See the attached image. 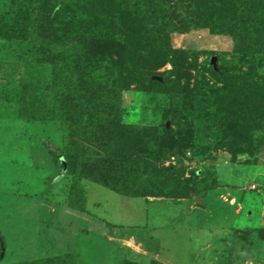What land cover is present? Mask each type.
Returning a JSON list of instances; mask_svg holds the SVG:
<instances>
[{"label": "rangeland", "instance_id": "rangeland-1", "mask_svg": "<svg viewBox=\"0 0 264 264\" xmlns=\"http://www.w3.org/2000/svg\"><path fill=\"white\" fill-rule=\"evenodd\" d=\"M8 2L0 0L1 16ZM88 2L98 3L97 13H72L80 28L64 39L76 44L86 73L99 68L96 81L106 83L96 88L119 107L110 122L106 113L96 117L98 137H74L83 147L69 163L60 124L25 122L11 105L19 90L28 98L60 71L40 62L26 39H0V264L60 254H75L71 264H264V144L257 149L251 134L260 123H241L243 134L236 123L226 128L214 102L229 100L235 77L264 86V29L253 26L258 36L243 52L221 22L183 33L169 25L168 41H157L143 27L156 13L164 23L172 0ZM251 6L264 8V0ZM119 8L130 13L125 26ZM181 12L172 18L182 26ZM255 107L232 111L241 120ZM73 177L81 212L67 205Z\"/></svg>", "mask_w": 264, "mask_h": 264}, {"label": "trees", "instance_id": "trees-1", "mask_svg": "<svg viewBox=\"0 0 264 264\" xmlns=\"http://www.w3.org/2000/svg\"><path fill=\"white\" fill-rule=\"evenodd\" d=\"M87 1L9 0V7H7L6 14L4 16L0 15V39H26L36 49L40 62L45 65H50L53 72L60 71L61 73L55 82L45 84L43 82L37 83L36 89L28 94V98L21 94V90L18 89L20 93H17V97L11 105H15L16 117L25 122L32 124L43 123V125L49 123L60 124L62 136L61 157L68 163L79 156L80 150L83 147L82 143H80L81 141L74 140V137L85 140H89L90 137H98L97 131H100L101 126L97 125L98 121L96 117L100 116L99 120L104 121L103 116L106 113L108 115L106 120L108 119V122H110V111L117 110V107H119L114 103V100H111L112 97L110 98L109 96V90L107 92L104 86L101 90L96 88V83L104 84L105 81H96V79H101L97 74L99 68L90 67V71L86 73L83 69L84 61L77 54L76 44L64 39L65 32L67 31L69 33L70 28L74 33L80 28L74 22L75 15L72 16V13L75 14L86 8L90 14L95 15L97 13L98 9L96 8L98 3L94 2L92 5L89 2L86 3ZM259 1L172 0L174 5L173 11H171L172 14H169L165 22L162 23L163 25L160 22L162 15L156 13L143 28L147 30V33L155 35L157 41L162 36H165L168 41L170 33L167 32L170 29L166 27L169 25L171 30L173 29L183 33L188 30L200 28H207L211 31L216 28L215 22H221V25L225 28L227 27L226 29L232 33L231 35L234 38L233 42L239 45L238 50L243 52V50L250 47L253 39L258 36L257 32L259 30L263 31L264 29V8L261 6H251L254 2ZM102 3H105V1H102ZM127 3L130 8L132 5H129L130 2ZM236 5L243 11L242 14L237 16L232 11ZM250 7H252L251 10ZM101 8L100 11L103 12L107 9V6L104 4ZM177 8L182 11L181 14L179 13L181 15L180 21L182 26L176 22V19L172 18L174 16L173 12ZM117 11L119 12L116 14V17L120 19L121 25L125 26L131 19L130 13H125L126 11L120 8ZM7 14L8 17L5 19V15ZM253 26H260L261 28L257 31V28H253ZM131 32L129 38L135 40L136 37L132 36L133 34ZM163 57H165L164 54ZM100 62H105V60ZM104 65L110 69L114 68L110 62H105ZM110 69L106 71H110L108 77L112 79L114 77V70ZM151 81L153 80L151 79ZM112 82L111 89L117 87L118 83L116 81ZM20 86L21 83L18 84V87ZM214 94L217 95L216 93ZM228 98L230 101L224 97L217 96L214 98V102L217 104L215 112L218 115L223 114L222 118L225 117V121L228 123L226 128H232L233 124L236 123L234 125L236 128L235 132H240L241 134L246 132L239 126L241 123L253 124L259 122L260 124H258L257 129H254L251 133L255 143L257 142V145H260L257 148L259 149L264 144V86L260 82L254 83L252 80L244 77H235L229 87ZM0 99H2L1 95ZM238 103L242 105L251 103L252 107L254 105L256 107L254 111L249 112L248 110L244 113V118L240 120L236 117L235 112L232 111V108L234 109ZM107 107H109V111H106L108 110ZM101 110H104L103 115L100 114ZM249 113H253V117H255L254 122L249 120V117L253 118L249 116ZM208 114L211 115L212 113ZM212 117L213 119L211 120L219 123L220 119L218 117ZM220 125L222 126V124ZM223 132L225 131L223 130ZM173 142L170 143L175 145L174 143L176 142ZM67 200L69 208L79 212L83 211V190L79 179L76 177L72 178ZM0 242L2 247H4L5 240L1 228ZM74 258L75 254H60L48 259L39 258L12 264H71L72 261H75Z\"/></svg>", "mask_w": 264, "mask_h": 264}, {"label": "water", "instance_id": "water-1", "mask_svg": "<svg viewBox=\"0 0 264 264\" xmlns=\"http://www.w3.org/2000/svg\"><path fill=\"white\" fill-rule=\"evenodd\" d=\"M153 80H156V81H161V79L159 77H153ZM199 202V201H198Z\"/></svg>", "mask_w": 264, "mask_h": 264}]
</instances>
